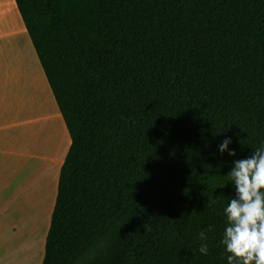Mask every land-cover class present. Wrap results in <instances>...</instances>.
Instances as JSON below:
<instances>
[{
    "label": "trees",
    "instance_id": "16d2710c",
    "mask_svg": "<svg viewBox=\"0 0 264 264\" xmlns=\"http://www.w3.org/2000/svg\"><path fill=\"white\" fill-rule=\"evenodd\" d=\"M15 3L70 140L41 264H228L226 175L264 144V0Z\"/></svg>",
    "mask_w": 264,
    "mask_h": 264
},
{
    "label": "rangeland",
    "instance_id": "374dc122",
    "mask_svg": "<svg viewBox=\"0 0 264 264\" xmlns=\"http://www.w3.org/2000/svg\"><path fill=\"white\" fill-rule=\"evenodd\" d=\"M3 85L0 78V257L37 264L67 148L59 143L64 124L53 98Z\"/></svg>",
    "mask_w": 264,
    "mask_h": 264
},
{
    "label": "clouds",
    "instance_id": "9594fccd",
    "mask_svg": "<svg viewBox=\"0 0 264 264\" xmlns=\"http://www.w3.org/2000/svg\"><path fill=\"white\" fill-rule=\"evenodd\" d=\"M230 143L231 138H226L219 151L224 153ZM228 155L235 157L236 152L228 151ZM232 163L226 176L234 195L224 208L226 226L220 243L230 254L228 264H264V144ZM207 231H211V226L197 237L201 241L198 251L203 255L209 253Z\"/></svg>",
    "mask_w": 264,
    "mask_h": 264
},
{
    "label": "crops",
    "instance_id": "0c3cea01",
    "mask_svg": "<svg viewBox=\"0 0 264 264\" xmlns=\"http://www.w3.org/2000/svg\"><path fill=\"white\" fill-rule=\"evenodd\" d=\"M36 77H39L43 83L45 91L48 93L51 101V98H53L52 94L25 29L21 15L17 9L15 0H0V78L5 88L3 91H15L23 86L35 89ZM1 91L0 89V92ZM62 129L64 130V134L66 132L65 138L68 145L66 144L67 148H65L67 153L70 140L65 126L62 127ZM43 253L44 244L39 254L37 264H41ZM9 262L10 261L0 257V264H7ZM10 264H24L23 256H21L20 260L15 259V261Z\"/></svg>",
    "mask_w": 264,
    "mask_h": 264
},
{
    "label": "bare ground",
    "instance_id": "6f19581e",
    "mask_svg": "<svg viewBox=\"0 0 264 264\" xmlns=\"http://www.w3.org/2000/svg\"><path fill=\"white\" fill-rule=\"evenodd\" d=\"M35 89L38 91L40 97L48 102L51 103L50 99H49V95L48 93L45 91V88H44V85L43 83L41 82V80L39 79V77H36L35 78ZM59 140H60V146H61V149L62 151L65 150V147H66V144H67V141H66V138H65V134H64V130L62 129V127H60V133H59Z\"/></svg>",
    "mask_w": 264,
    "mask_h": 264
}]
</instances>
